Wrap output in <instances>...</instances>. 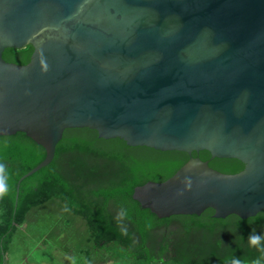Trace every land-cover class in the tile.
Segmentation results:
<instances>
[{"label": "water", "instance_id": "water-1", "mask_svg": "<svg viewBox=\"0 0 264 264\" xmlns=\"http://www.w3.org/2000/svg\"><path fill=\"white\" fill-rule=\"evenodd\" d=\"M27 44V63L3 59ZM75 127L237 158L244 167L223 173L190 156L132 198L160 218L207 208L255 216L264 209V0H0V135L20 131L45 150L19 181Z\"/></svg>", "mask_w": 264, "mask_h": 264}, {"label": "trees", "instance_id": "trees-1", "mask_svg": "<svg viewBox=\"0 0 264 264\" xmlns=\"http://www.w3.org/2000/svg\"><path fill=\"white\" fill-rule=\"evenodd\" d=\"M32 49L31 44L5 48L2 57L25 64ZM44 156V148L23 132L0 135L7 186L0 199V264H9L19 243L34 239L75 264H230L234 258L242 264L259 258L264 264V248L249 242L250 235L264 237V209L246 219L216 218L210 208L160 218L132 198L135 186L165 180L190 156L223 173L244 167L237 158L130 146L75 127L64 130L50 163L19 181Z\"/></svg>", "mask_w": 264, "mask_h": 264}, {"label": "rangeland", "instance_id": "rangeland-1", "mask_svg": "<svg viewBox=\"0 0 264 264\" xmlns=\"http://www.w3.org/2000/svg\"><path fill=\"white\" fill-rule=\"evenodd\" d=\"M36 239L28 243H19L15 249L8 255L9 264H75V259L64 254L51 245H39ZM27 247L26 256L21 257ZM95 264H115L112 261L105 260L95 262Z\"/></svg>", "mask_w": 264, "mask_h": 264}, {"label": "clouds", "instance_id": "clouds-1", "mask_svg": "<svg viewBox=\"0 0 264 264\" xmlns=\"http://www.w3.org/2000/svg\"><path fill=\"white\" fill-rule=\"evenodd\" d=\"M5 173V166L3 164H0V199H3L7 195V186L4 179ZM188 187L191 186V182L187 181ZM184 193L183 191H178L177 195L182 196ZM264 240V237L261 235H250L249 242L252 246H258L264 248V245L261 244V241ZM230 264H242V261L238 258H234L231 260ZM252 264H262V259H256L252 262Z\"/></svg>", "mask_w": 264, "mask_h": 264}]
</instances>
